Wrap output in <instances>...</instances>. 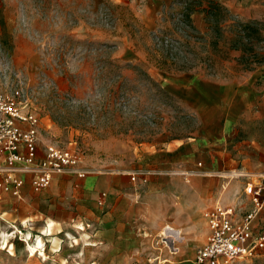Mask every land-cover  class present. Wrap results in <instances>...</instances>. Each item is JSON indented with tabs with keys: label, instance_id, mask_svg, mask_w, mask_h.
Wrapping results in <instances>:
<instances>
[{
	"label": "rangeland",
	"instance_id": "rangeland-1",
	"mask_svg": "<svg viewBox=\"0 0 264 264\" xmlns=\"http://www.w3.org/2000/svg\"><path fill=\"white\" fill-rule=\"evenodd\" d=\"M220 1L240 19L264 20V1L259 8L243 11L228 6L227 0ZM145 4V0H0V90L13 93L22 102L23 112L38 115L41 146L69 147L79 156L89 173L64 178L68 186L78 189L79 182L108 173L123 174L122 166L134 165L143 152L197 137L201 111L176 89L197 79H240L249 71L237 62L240 52L227 42H220L212 51L204 40L194 48L198 53L195 61H202L196 68L186 72L159 68L161 51L155 45L154 32L164 30L181 38L173 28L182 6L166 7L164 22L152 28L140 15ZM192 17L198 28L207 31L202 14ZM261 46L264 44H257L256 49L263 53ZM119 65L129 66L121 69ZM169 81L176 85L169 86ZM160 87L176 100L169 99ZM257 87L264 91V76ZM187 110L196 119L180 115ZM244 136L239 132L235 142ZM207 171L196 161L192 168L180 167L171 173L184 178L199 173L213 179V190L222 189L227 158H221L215 172ZM127 176L131 181L129 173ZM134 182L140 192L149 178L146 183ZM70 189L63 185L60 195H71L74 191ZM200 220L204 223L200 228H205L204 216ZM48 223L53 225L40 217L22 223L0 216V264H78L73 260L78 235L91 225L78 216L66 224L54 223L56 227ZM47 226L52 229L50 234ZM163 230L154 240L158 255L151 264H176L171 258L175 252L188 260L183 264H197V250L205 242L208 226L197 234L179 229L177 237H168ZM39 238L42 245H38ZM25 239L37 245V253L29 254ZM222 264H264V254L240 256Z\"/></svg>",
	"mask_w": 264,
	"mask_h": 264
},
{
	"label": "crops",
	"instance_id": "crops-1",
	"mask_svg": "<svg viewBox=\"0 0 264 264\" xmlns=\"http://www.w3.org/2000/svg\"><path fill=\"white\" fill-rule=\"evenodd\" d=\"M145 1L140 15L149 27L156 28L164 22L163 11L173 6V0ZM263 1L227 0V4L243 11L259 8ZM195 14H202L206 21L203 13ZM246 73L240 79L227 77V81L197 79L176 89L201 111L202 126L198 124L197 137L191 135L164 148L145 151L134 165L122 166L123 174H103L77 183L81 187L78 189L68 186L64 179L73 178L71 175L55 177L42 191H36L27 177L21 196L0 192V216L22 223L45 218L53 222L48 223L53 227L54 223L66 224L78 216L91 228L78 235L79 246L74 252L77 257L73 259L76 263L151 264L158 255L154 240L166 225L197 234L207 227L205 218V228L199 225L204 224L200 216L207 207L217 203L233 205L238 200L241 211L252 209L253 203L243 190L247 181H256L264 173V91L257 87V81L264 76V63L242 75ZM167 84L175 86L176 82ZM239 132L245 136L236 143ZM221 158H227V173L222 175L227 180L222 189L213 190V179L199 173L186 178L171 173L180 167L192 168L197 161L211 174L208 172H215ZM135 168L149 172V182L140 192L127 176ZM185 170L179 173L189 174ZM65 184L74 191L69 196L60 195ZM255 228L264 229V206L258 212ZM207 235L208 232L205 240ZM181 257L172 253V263L188 261Z\"/></svg>",
	"mask_w": 264,
	"mask_h": 264
},
{
	"label": "built area",
	"instance_id": "built-area-1",
	"mask_svg": "<svg viewBox=\"0 0 264 264\" xmlns=\"http://www.w3.org/2000/svg\"><path fill=\"white\" fill-rule=\"evenodd\" d=\"M39 142L38 115L23 112L22 102L13 93L0 90V192L21 196L27 177L36 191H42L56 176L88 175L73 149L53 143L43 147ZM147 175L146 171L130 173L132 181L143 183L148 182ZM243 194L253 203L252 209L241 211L237 200L233 205L217 203L204 210L209 231L197 250V264H222L240 256L264 254V229L255 228L264 206V173L256 181H247Z\"/></svg>",
	"mask_w": 264,
	"mask_h": 264
},
{
	"label": "trees",
	"instance_id": "trees-1",
	"mask_svg": "<svg viewBox=\"0 0 264 264\" xmlns=\"http://www.w3.org/2000/svg\"><path fill=\"white\" fill-rule=\"evenodd\" d=\"M172 3L173 6L176 4L182 6L181 12L177 14L179 20L175 22L173 28V32L179 33L181 38H174L171 32L164 30L154 32L155 45L161 51L157 60L159 68L175 69L176 71L196 68L197 64L202 61H198V63L195 61L198 53L194 48L196 45H202L203 40L211 46L212 51L218 47L220 42H227L231 49L240 52L237 62L249 71L264 63V52H258L256 49L257 44H264V20L258 18L240 19L237 15L232 14L220 0H173ZM197 12L205 15V20L208 23V29L205 32L199 30L194 24L192 16ZM190 45L192 48L189 47ZM192 50L196 52H192ZM210 51L209 49L208 52ZM127 66L129 65H121L120 68ZM142 72L147 74L144 70ZM161 90L169 99L174 98L167 91L162 88ZM180 115L196 119L194 114L187 111L181 112Z\"/></svg>",
	"mask_w": 264,
	"mask_h": 264
},
{
	"label": "bare ground",
	"instance_id": "bare-ground-1",
	"mask_svg": "<svg viewBox=\"0 0 264 264\" xmlns=\"http://www.w3.org/2000/svg\"><path fill=\"white\" fill-rule=\"evenodd\" d=\"M79 228H81V229H84V226H79ZM46 231L50 234L51 233V231H52V229H51V227H47L46 228ZM178 232H180V230L179 229H175V228H173L172 226H170V225H166L165 227H164V230H163V234L164 235H166V236H171V237H177V233ZM5 240L7 239V236L4 238ZM26 240V242H27V248H28V252H29V254L30 255H34L35 253H37L38 252V247H37V245L36 244H31V243H29L28 241H27V239H25ZM43 244V242H42V239L41 238H39V242H38V245H42Z\"/></svg>",
	"mask_w": 264,
	"mask_h": 264
}]
</instances>
